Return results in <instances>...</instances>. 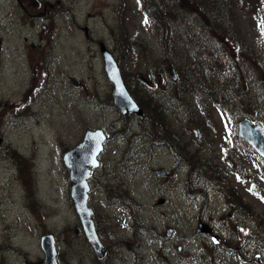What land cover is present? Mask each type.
I'll use <instances>...</instances> for the list:
<instances>
[{"label":"rangeland","instance_id":"obj_1","mask_svg":"<svg viewBox=\"0 0 264 264\" xmlns=\"http://www.w3.org/2000/svg\"><path fill=\"white\" fill-rule=\"evenodd\" d=\"M183 2L0 0V264H41L47 234L56 264H264V163L251 149L231 146V129L209 100L218 93L216 105L264 126V0H213L211 8L209 0ZM165 11L172 16L162 21ZM166 23L177 26L169 40L159 29ZM204 40H214L210 60ZM100 43L119 60L130 91H141V77L150 82L165 129L190 153L227 170L218 187L192 176L184 184L186 162L113 106ZM170 62L209 84L202 95L183 96L193 113L178 101L180 88L168 74L157 82ZM231 88L236 107L225 102ZM201 96L209 129L201 122ZM193 115L204 134L193 135ZM86 128L108 136L88 183L102 261L84 237L62 161ZM226 190L242 198L245 214L229 210ZM199 221L218 243L196 233Z\"/></svg>","mask_w":264,"mask_h":264},{"label":"water","instance_id":"obj_2","mask_svg":"<svg viewBox=\"0 0 264 264\" xmlns=\"http://www.w3.org/2000/svg\"><path fill=\"white\" fill-rule=\"evenodd\" d=\"M101 52L105 73L113 87L112 95L115 106L122 113L141 115V110L136 106L125 89L114 59L103 47H101ZM171 75L173 76L172 70ZM71 83L73 86L77 85L74 79L71 80ZM238 136L248 142L264 159V128L259 124L252 125L248 120H243L238 126ZM104 139L101 131L87 130L84 133L83 140L75 148L66 151L63 155V163L68 168L69 178L73 182L70 196L74 202L85 237L99 260L104 258L105 251L95 232L92 212L87 205V180L91 175L92 169L98 166L96 157L102 149ZM157 175L163 176L164 173L157 172ZM197 232L209 233V229L206 225L199 224ZM41 247L45 254V260L42 264H55L53 238L51 236H43L41 238Z\"/></svg>","mask_w":264,"mask_h":264},{"label":"trees","instance_id":"obj_3","mask_svg":"<svg viewBox=\"0 0 264 264\" xmlns=\"http://www.w3.org/2000/svg\"><path fill=\"white\" fill-rule=\"evenodd\" d=\"M215 1H217V0H214V2ZM177 2H178V6H180L181 7V4H185V2H183V0H177ZM209 7L211 8V6H212V4H213V0H209ZM196 10H199L198 8L196 9ZM161 11H160V9L156 6V13H157V15L160 13ZM164 14H163V16L162 17H160V20H164V18H166V17H169V16H172L169 12H163ZM214 17H216V16H214ZM169 21H172V18L169 20ZM213 21H215V19L213 18ZM217 23H219L220 24V20L217 22ZM160 29V31L162 30L163 31V33L165 34V37L167 38V40H169L171 37H173L174 36V29H175V31L177 32V26L176 25H173L172 23H166L165 24V26H163V27H160L159 28ZM180 30L181 31H183L182 30V25H181V28H180ZM178 33V32H177ZM212 34H213V32H212ZM161 41L163 42V46H165L166 44H167V41H165V40H162L161 39ZM204 45L206 46V48L208 49V52H210V51H212V47L211 46H215L212 42H210V43H207L206 41L204 42ZM209 45H211V46H209ZM208 67L209 68H212V65L209 63L208 64ZM192 87H194V86H192ZM197 87V86H196ZM189 88V90L190 91H193V92H197L198 91V88ZM146 103V102H145ZM144 105H146V104H144ZM143 105V106H144ZM145 108H147L146 106H144ZM169 136L171 137V135L169 134ZM208 166H212L211 164H208Z\"/></svg>","mask_w":264,"mask_h":264},{"label":"bare ground","instance_id":"obj_4","mask_svg":"<svg viewBox=\"0 0 264 264\" xmlns=\"http://www.w3.org/2000/svg\"><path fill=\"white\" fill-rule=\"evenodd\" d=\"M150 228H151L150 226H145V227L142 228V230L145 231V232H150L151 231ZM5 248H8V246H6ZM4 250H6V249H4ZM9 251L10 250H6V252H9Z\"/></svg>","mask_w":264,"mask_h":264},{"label":"flooded vegetation","instance_id":"obj_5","mask_svg":"<svg viewBox=\"0 0 264 264\" xmlns=\"http://www.w3.org/2000/svg\"><path fill=\"white\" fill-rule=\"evenodd\" d=\"M18 2H19V0H18ZM157 79H160V74L157 75ZM228 208H229V210L230 209H232V210L234 209L232 204L228 205Z\"/></svg>","mask_w":264,"mask_h":264},{"label":"snow or ice","instance_id":"obj_6","mask_svg":"<svg viewBox=\"0 0 264 264\" xmlns=\"http://www.w3.org/2000/svg\"><path fill=\"white\" fill-rule=\"evenodd\" d=\"M145 22H147V21H145Z\"/></svg>","mask_w":264,"mask_h":264}]
</instances>
